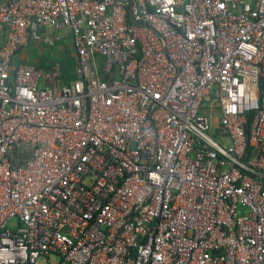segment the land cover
Returning a JSON list of instances; mask_svg holds the SVG:
<instances>
[{
  "label": "built area",
  "instance_id": "2783aa9c",
  "mask_svg": "<svg viewBox=\"0 0 264 264\" xmlns=\"http://www.w3.org/2000/svg\"><path fill=\"white\" fill-rule=\"evenodd\" d=\"M0 264H264V0H0Z\"/></svg>",
  "mask_w": 264,
  "mask_h": 264
},
{
  "label": "crops",
  "instance_id": "0c3cea01",
  "mask_svg": "<svg viewBox=\"0 0 264 264\" xmlns=\"http://www.w3.org/2000/svg\"><path fill=\"white\" fill-rule=\"evenodd\" d=\"M62 44H59V47L56 46L53 48H49L41 44H39L38 46L37 44H32L19 53L17 60L21 62H30V59H33L34 62L40 63L45 55L56 57L54 61L61 60L62 58H65V53L71 50L70 45L67 42H65V44L63 45L64 48L62 47ZM66 44H68V48Z\"/></svg>",
  "mask_w": 264,
  "mask_h": 264
},
{
  "label": "trees",
  "instance_id": "16d2710c",
  "mask_svg": "<svg viewBox=\"0 0 264 264\" xmlns=\"http://www.w3.org/2000/svg\"><path fill=\"white\" fill-rule=\"evenodd\" d=\"M66 45L68 48V44ZM55 59L56 57L45 55L40 64L44 67H50L51 63L54 62ZM61 61L64 64V70L66 72H69L72 69V57L70 55V52L67 51V53H65V58H62Z\"/></svg>",
  "mask_w": 264,
  "mask_h": 264
},
{
  "label": "rangeland",
  "instance_id": "374dc122",
  "mask_svg": "<svg viewBox=\"0 0 264 264\" xmlns=\"http://www.w3.org/2000/svg\"><path fill=\"white\" fill-rule=\"evenodd\" d=\"M38 45H39V44H37V46H38ZM37 46H35V47H37ZM30 63L35 64L36 62H34L33 59H30Z\"/></svg>",
  "mask_w": 264,
  "mask_h": 264
}]
</instances>
